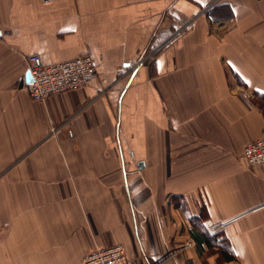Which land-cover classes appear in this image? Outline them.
I'll use <instances>...</instances> for the list:
<instances>
[{
  "label": "crops",
  "instance_id": "obj_1",
  "mask_svg": "<svg viewBox=\"0 0 264 264\" xmlns=\"http://www.w3.org/2000/svg\"><path fill=\"white\" fill-rule=\"evenodd\" d=\"M34 53L97 71L35 100ZM263 132L264 0H0V264H264Z\"/></svg>",
  "mask_w": 264,
  "mask_h": 264
},
{
  "label": "built area",
  "instance_id": "obj_2",
  "mask_svg": "<svg viewBox=\"0 0 264 264\" xmlns=\"http://www.w3.org/2000/svg\"><path fill=\"white\" fill-rule=\"evenodd\" d=\"M27 68L33 80L28 82L24 79V86L33 99L42 101L49 96L84 87L96 73L97 63L91 54L85 53L45 65L39 54L34 53L27 56ZM242 155L251 165L264 164V132L246 144ZM83 264H130V259L125 245L118 243L87 253Z\"/></svg>",
  "mask_w": 264,
  "mask_h": 264
},
{
  "label": "water",
  "instance_id": "obj_3",
  "mask_svg": "<svg viewBox=\"0 0 264 264\" xmlns=\"http://www.w3.org/2000/svg\"><path fill=\"white\" fill-rule=\"evenodd\" d=\"M28 82H31L33 80L31 72L28 73Z\"/></svg>",
  "mask_w": 264,
  "mask_h": 264
}]
</instances>
